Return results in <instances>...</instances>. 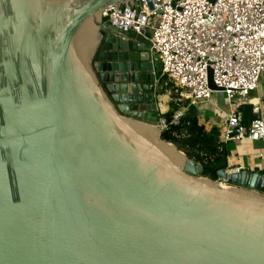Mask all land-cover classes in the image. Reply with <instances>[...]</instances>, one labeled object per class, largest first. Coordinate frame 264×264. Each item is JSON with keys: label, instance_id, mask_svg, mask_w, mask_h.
I'll return each mask as SVG.
<instances>
[{"label": "water", "instance_id": "95a60500", "mask_svg": "<svg viewBox=\"0 0 264 264\" xmlns=\"http://www.w3.org/2000/svg\"><path fill=\"white\" fill-rule=\"evenodd\" d=\"M141 1L0 0V264H264V173L163 139L150 38L102 18Z\"/></svg>", "mask_w": 264, "mask_h": 264}, {"label": "built area", "instance_id": "2783aa9c", "mask_svg": "<svg viewBox=\"0 0 264 264\" xmlns=\"http://www.w3.org/2000/svg\"><path fill=\"white\" fill-rule=\"evenodd\" d=\"M150 1L152 6L142 0L139 10L129 2L107 4L102 18L147 35L163 74L190 105L209 101L213 93H222L235 108L252 105L248 122L241 111L231 109L220 132L225 142L264 141V98L254 96L264 74V0ZM158 126L167 124L161 119Z\"/></svg>", "mask_w": 264, "mask_h": 264}, {"label": "trees", "instance_id": "16d2710c", "mask_svg": "<svg viewBox=\"0 0 264 264\" xmlns=\"http://www.w3.org/2000/svg\"><path fill=\"white\" fill-rule=\"evenodd\" d=\"M164 93L169 95L168 108L161 117L167 124L162 138L175 143L183 149L188 157L201 164V175L217 179L220 169L228 166L226 142L222 139L220 129L213 125L207 128L199 120L197 110L189 101L179 95V87L167 75L159 78ZM251 104L240 105L245 122L253 116ZM185 110L176 123H172L179 110Z\"/></svg>", "mask_w": 264, "mask_h": 264}, {"label": "crops", "instance_id": "0c3cea01", "mask_svg": "<svg viewBox=\"0 0 264 264\" xmlns=\"http://www.w3.org/2000/svg\"><path fill=\"white\" fill-rule=\"evenodd\" d=\"M257 95L264 98V88L261 90L259 87L258 93H255L254 96ZM168 101L169 95L163 93L160 100H158L161 115L167 111ZM194 107L197 110L200 122L204 123L207 128L216 125L221 133L231 109H237L238 111L237 107L231 106L228 100L224 96L221 97L219 93H213L209 101L194 105ZM226 148L228 168L235 169L238 167L246 171L264 173V141L234 139L226 142Z\"/></svg>", "mask_w": 264, "mask_h": 264}, {"label": "rangeland", "instance_id": "374dc122", "mask_svg": "<svg viewBox=\"0 0 264 264\" xmlns=\"http://www.w3.org/2000/svg\"><path fill=\"white\" fill-rule=\"evenodd\" d=\"M259 86H260V89L263 90V88H264V74L262 75V78L260 79ZM219 94H220L221 97L223 96L222 93H219ZM160 96L161 95L157 96L158 100H160ZM222 183L223 184H227L226 182H222Z\"/></svg>", "mask_w": 264, "mask_h": 264}, {"label": "bare ground", "instance_id": "6f19581e", "mask_svg": "<svg viewBox=\"0 0 264 264\" xmlns=\"http://www.w3.org/2000/svg\"><path fill=\"white\" fill-rule=\"evenodd\" d=\"M223 184V183H222ZM223 185H226V184H223Z\"/></svg>", "mask_w": 264, "mask_h": 264}]
</instances>
